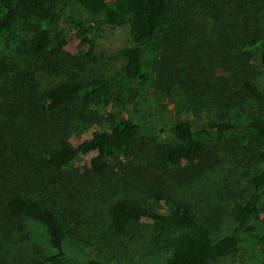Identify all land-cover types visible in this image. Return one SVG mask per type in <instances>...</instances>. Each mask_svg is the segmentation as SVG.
Returning <instances> with one entry per match:
<instances>
[{
    "label": "trees",
    "instance_id": "trees-1",
    "mask_svg": "<svg viewBox=\"0 0 264 264\" xmlns=\"http://www.w3.org/2000/svg\"><path fill=\"white\" fill-rule=\"evenodd\" d=\"M58 8L78 27V49L65 77L40 89L36 71L52 68L51 36L43 24L58 15ZM94 19L110 28L124 27L130 39L119 49L122 65L110 78L93 74L89 67L92 56L87 48L92 39L86 27ZM203 23L212 28L207 31ZM20 32L25 33L23 52L38 66L20 67L0 56L4 85L0 86V264H80L67 249L76 220L68 203L58 202L70 199V192L92 176L121 166L122 157L137 156L136 123L88 109L110 98L119 78L147 83L150 75L145 69L151 67L158 84L173 80L191 95L192 104L225 112L244 98H264L250 63V53L257 49L264 67V0H0V38L13 39ZM197 50L204 55L200 64L193 59L201 57ZM100 119L104 130L66 139L73 123ZM205 127L194 119H178L171 136L148 151L149 166L173 168L171 180L150 192L162 211L136 199H112L105 215H100L94 243L111 246L124 236L137 240L146 231L149 247L166 253L163 264H210L238 251L235 232L215 237L193 205L177 200L167 189L175 182L203 180L219 162L218 156L231 165L247 161L254 171L244 184L263 187L264 116L249 118L243 143L223 140L226 132L238 127L230 120ZM210 154L218 158L212 164ZM81 156H85L81 170L68 173ZM228 213L240 231L248 230L250 219L260 221L264 230L257 193L232 198ZM25 223L41 226L51 252L17 257L34 246H20L29 234ZM261 252L259 264H264V243ZM83 264L109 263L88 257Z\"/></svg>",
    "mask_w": 264,
    "mask_h": 264
},
{
    "label": "rangeland",
    "instance_id": "rangeland-1",
    "mask_svg": "<svg viewBox=\"0 0 264 264\" xmlns=\"http://www.w3.org/2000/svg\"><path fill=\"white\" fill-rule=\"evenodd\" d=\"M56 12L58 13L56 17L43 24L51 36L49 63L52 68L47 72L36 71L35 79L40 89L65 77L71 65V55L78 49L79 32L78 27L73 23L74 19L65 10L58 8ZM88 26L86 28L89 29V36L92 39L87 48L92 56L89 64L91 71L95 75L107 78L115 76L122 65L119 49L130 43L126 29L124 27L110 28L95 19ZM204 26L207 31L212 28L211 23H203V28ZM23 35L25 33L20 32L19 36L13 39L0 38V56L16 62L20 67L36 68L38 63L27 57L21 48ZM197 54L201 57L193 59L200 64L204 61L201 60L204 55L199 50ZM190 63L191 61L187 62L185 66H190ZM250 63L254 66L253 80L260 94L264 96V67L259 64L257 49L250 53ZM211 67L217 71L216 68ZM151 70V67L145 69L150 75L147 83L119 78L110 98L88 108L90 111L95 110L102 117L112 113L117 118L131 119L138 126L140 141L137 156L136 151L132 152L135 158L122 157L121 166L92 176L86 183L70 192V199L62 197V200L58 202L59 205L68 203L71 207L70 213L76 220L74 231H69L73 234L70 244H67V249L73 254V259L80 264H83L88 257L99 258L109 264L164 263L166 253L156 247H149L148 240L143 235L146 231H143L140 237L137 236V240L129 241L127 236H124V240L119 239L111 246L94 243V236L100 225V215H105L106 207L112 199L118 197L136 199L144 206L162 211V206L156 202L150 192L164 187L165 183L171 180L168 175L171 174L173 168L168 167L163 170L149 166L147 153L153 145L171 136V126L176 120L194 119L198 126H207L205 128H208L212 121L230 120L238 124V127L226 132L223 140H237L243 143L242 138L246 133L245 125L249 118L264 116V98H244V102L241 101L240 105L233 109L230 108L227 112L211 107L206 108L192 104L193 101H189L191 95L179 87L175 81L171 80L172 84L167 82L158 84L157 75L151 73ZM0 86L4 85L0 82ZM104 129L103 119L92 123L75 122L66 139L72 140L92 131ZM215 141V136H212V142ZM218 158L219 162H215ZM218 158L210 154L208 162L210 164L215 162V164L207 170L208 174L205 175L207 177L203 180L198 183L190 181L186 183L184 180L180 183L175 182L171 190L167 189V191L177 200L182 199L191 203L195 212L205 219L215 237L220 238L234 232L237 234L238 251L210 264H259L262 256L261 244L264 243V230L261 222L257 219H250L247 224L248 230L240 231L228 212L232 198L247 197L251 193L259 195V207L264 212V186L254 189L244 184V178L254 171V167L247 161L231 165L229 160L220 159L222 156ZM84 164L85 156H81L68 173L71 170H81V165ZM68 173L63 172L64 178ZM24 225L29 234L20 242V246L27 243L34 244V246L31 250L26 249V253L21 252L17 257L24 258L27 255L37 257L40 253L51 252L41 226L35 223ZM98 247L100 250H97Z\"/></svg>",
    "mask_w": 264,
    "mask_h": 264
}]
</instances>
